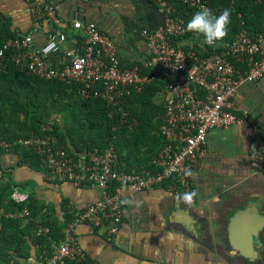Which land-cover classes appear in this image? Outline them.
I'll return each mask as SVG.
<instances>
[{
    "label": "built area",
    "instance_id": "1",
    "mask_svg": "<svg viewBox=\"0 0 264 264\" xmlns=\"http://www.w3.org/2000/svg\"><path fill=\"white\" fill-rule=\"evenodd\" d=\"M151 1L164 14L165 24L142 32L150 52L146 67H124L113 39L95 24L83 25L78 20L70 25L81 32V51L64 47L67 35L57 29L47 32L45 43L35 51L31 49L32 37L29 34H18L1 42L2 66H5L2 61L6 52L11 50L10 59L27 72L46 80L76 83L83 97L100 98L111 109L117 107L120 123L125 122L128 115L122 109L121 102L132 92L140 93L157 79L153 68L171 76L165 82L161 95H157L163 106L159 134L166 144L151 161L154 170L119 165L113 144L74 156L50 133L15 139L11 143L0 140V151L3 152L9 151L13 145L35 151L46 169L47 179L97 187L101 191L98 199L73 211L71 220L61 230V241L52 243L53 250L45 258V264H81L86 260L85 252L74 234L75 226L79 223L85 222L94 228L104 226L108 238L116 235L123 221L127 190L142 191L169 182L168 190L177 195L195 191L187 173L194 167L202 166L210 130L242 125L249 140V163L252 168L264 173V136L261 127L247 111L240 110L235 101L236 91L242 83L264 77V30L247 32L242 29L232 40L218 41L216 46H210V53L207 52L209 45L202 40L201 50L184 48L171 42L183 38L187 32L186 22L177 15L174 1L196 10L201 6L210 8L209 1ZM25 3L26 11L32 18L63 24L56 14V6L46 0H25ZM212 12L215 14L214 10ZM57 52H62L66 61L61 66L47 63L46 56ZM58 116L54 114L50 118L48 127L55 123ZM3 174L4 169L0 166V178ZM18 188H12L10 198L16 203L25 202L29 194ZM7 216L28 217L29 210L24 207ZM36 233L48 234L49 228L42 227Z\"/></svg>",
    "mask_w": 264,
    "mask_h": 264
},
{
    "label": "crops",
    "instance_id": "2",
    "mask_svg": "<svg viewBox=\"0 0 264 264\" xmlns=\"http://www.w3.org/2000/svg\"><path fill=\"white\" fill-rule=\"evenodd\" d=\"M46 1L56 6L62 25L32 18L25 0H0L7 38L29 34L35 51L45 43L47 32L57 29L67 35L64 47L81 51V32L70 24L74 20L93 23L113 39L124 67H146L150 52L142 32L165 24L164 14L151 0ZM175 44L198 50L202 45L197 36H185ZM45 60L54 66L66 61L62 52ZM152 72L164 82L171 79L157 68ZM235 101L260 125L264 136V77L242 83ZM206 145L202 166L190 170L197 192L192 205L178 201L165 182L156 188L126 191L123 221L111 238L104 226L77 224L74 234L86 264H264V173L249 163L245 129L233 124L210 130ZM0 166L4 169L0 194L10 183L41 208L34 220L37 232L47 227L44 220L68 223L74 210L101 196L97 187L47 179L43 166L22 162L13 151H0ZM3 213L0 206V218ZM36 250L31 247L22 263L45 264Z\"/></svg>",
    "mask_w": 264,
    "mask_h": 264
},
{
    "label": "trees",
    "instance_id": "3",
    "mask_svg": "<svg viewBox=\"0 0 264 264\" xmlns=\"http://www.w3.org/2000/svg\"><path fill=\"white\" fill-rule=\"evenodd\" d=\"M208 1L216 15L225 8L231 10V23L226 37L221 41L232 40L242 29L247 32L264 30V0ZM176 9L186 25L198 11L181 4H176ZM3 28L5 26L0 20V45L7 38ZM185 36H197L202 41L205 39L195 32L187 31ZM178 39L171 42L175 43ZM207 52H212L210 46H207ZM11 54V50L6 52L2 61L5 66L0 64V140L11 143L15 139L50 133L74 156L113 144L119 165L154 170L151 161L166 144L159 134L163 106L157 101V95L165 89L162 79L157 78L140 93L132 92L131 96L123 99L121 106L128 115L126 121L120 123L117 107L111 109L100 98L83 97L76 83L39 78L18 66L10 59ZM52 114L60 115L61 123L48 127ZM9 151L17 153L22 162L42 166L32 149L13 145ZM11 190L8 183L0 194V206L4 210L0 218V264H23L22 260L30 256V248L34 245L44 261L52 253V243L61 241V228L67 222L60 225L44 220L42 223L49 228V233L37 235L34 220L41 208L29 198L25 202H14L10 198ZM24 207L29 210L28 217L6 215ZM81 264H86V261Z\"/></svg>",
    "mask_w": 264,
    "mask_h": 264
},
{
    "label": "clouds",
    "instance_id": "4",
    "mask_svg": "<svg viewBox=\"0 0 264 264\" xmlns=\"http://www.w3.org/2000/svg\"><path fill=\"white\" fill-rule=\"evenodd\" d=\"M231 23V10L225 8L219 15H216L206 6L196 11L186 25V31L195 32L204 36V43L209 46H216L218 41L223 40L227 35L228 27ZM191 175V173H187ZM196 191H186L178 194L176 199L188 205H192Z\"/></svg>",
    "mask_w": 264,
    "mask_h": 264
},
{
    "label": "rangeland",
    "instance_id": "5",
    "mask_svg": "<svg viewBox=\"0 0 264 264\" xmlns=\"http://www.w3.org/2000/svg\"><path fill=\"white\" fill-rule=\"evenodd\" d=\"M157 101H158V99H157ZM53 115L54 114L51 115V119L53 118ZM55 123H61V116L60 115L58 116L57 120H55Z\"/></svg>",
    "mask_w": 264,
    "mask_h": 264
}]
</instances>
